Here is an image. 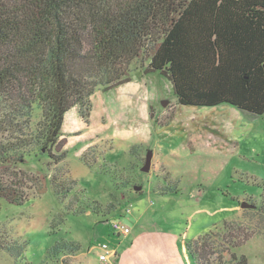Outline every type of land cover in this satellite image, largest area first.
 Returning <instances> with one entry per match:
<instances>
[{"label": "trees", "instance_id": "trees-1", "mask_svg": "<svg viewBox=\"0 0 264 264\" xmlns=\"http://www.w3.org/2000/svg\"><path fill=\"white\" fill-rule=\"evenodd\" d=\"M134 62L164 77L177 105L262 117L264 0H0V199L20 206L49 183L62 202L76 190L72 180L43 174L32 195L16 168L43 157L51 167L63 162L66 114L78 107L86 118L94 92L129 83ZM163 187L160 194L176 193ZM259 206L264 213V190ZM217 230L185 242L191 264H246L233 251L246 237L228 232L223 246ZM4 242L0 252L25 255L19 241ZM67 247L56 242L47 261L57 263Z\"/></svg>", "mask_w": 264, "mask_h": 264}, {"label": "rangeland", "instance_id": "rangeland-1", "mask_svg": "<svg viewBox=\"0 0 264 264\" xmlns=\"http://www.w3.org/2000/svg\"><path fill=\"white\" fill-rule=\"evenodd\" d=\"M131 69V83L94 92L86 118L78 107L66 114L58 146L66 152L63 162L51 167L43 157L16 168L32 195L43 174L77 186L62 202L49 183L20 206L0 199L1 243L19 241L25 248L20 260L0 252V264H103L99 243L119 249L130 242L131 235L121 240L110 227L125 210L134 235L142 229L169 233L179 253L181 241L232 223L233 230L215 231L218 243L226 246L228 232L246 237L233 251L246 264H264V116L227 105H177L164 77L145 75L140 62ZM34 115L37 122L40 111ZM163 186L176 193L160 194ZM56 242L73 251L54 263L46 254ZM162 247L169 264H180L170 251L174 244Z\"/></svg>", "mask_w": 264, "mask_h": 264}, {"label": "crops", "instance_id": "crops-1", "mask_svg": "<svg viewBox=\"0 0 264 264\" xmlns=\"http://www.w3.org/2000/svg\"><path fill=\"white\" fill-rule=\"evenodd\" d=\"M131 81L129 83H131ZM127 214L128 210H125V217L120 218V220L131 227L128 223L129 217H127ZM154 231L155 230L153 229L149 231L147 229H142L139 235H134L135 231L132 230L130 242H128L126 247L121 248V245L119 244V249L112 248L115 252V256L111 260L113 261V264L115 261H117L118 264H160L161 262H164V264H169L170 260L164 259L162 257V254L164 255V252H166L162 245H167L169 243L174 244V248H171L170 251H173L177 255V257H174L173 259L174 262L180 264H191L184 246L186 241H181V253H179L176 249L177 240L175 236L170 235L169 233L164 234L159 230H156L157 233ZM116 237L120 238L121 240L127 241V238L122 239L121 237ZM157 241H159V243Z\"/></svg>", "mask_w": 264, "mask_h": 264}, {"label": "built area", "instance_id": "built-area-1", "mask_svg": "<svg viewBox=\"0 0 264 264\" xmlns=\"http://www.w3.org/2000/svg\"><path fill=\"white\" fill-rule=\"evenodd\" d=\"M110 227L113 233L118 237H127L132 233L131 227L125 224L122 220H112ZM97 248L100 263L110 264L115 256L114 250L105 242L99 243Z\"/></svg>", "mask_w": 264, "mask_h": 264}]
</instances>
